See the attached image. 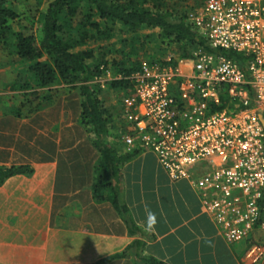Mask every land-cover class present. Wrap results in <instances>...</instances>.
Masks as SVG:
<instances>
[{"label": "crops", "instance_id": "obj_1", "mask_svg": "<svg viewBox=\"0 0 264 264\" xmlns=\"http://www.w3.org/2000/svg\"><path fill=\"white\" fill-rule=\"evenodd\" d=\"M48 108L26 116L0 109V166L32 169L0 184V264H148L149 257L164 264H264V256H246L252 244L264 249V230L226 243L190 183L171 181L149 151H136L118 168L123 216L110 201L96 200L99 153L79 108L75 123L64 126L47 117ZM106 141L128 152L119 138ZM148 211L156 216L152 230Z\"/></svg>", "mask_w": 264, "mask_h": 264}, {"label": "built area", "instance_id": "obj_2", "mask_svg": "<svg viewBox=\"0 0 264 264\" xmlns=\"http://www.w3.org/2000/svg\"><path fill=\"white\" fill-rule=\"evenodd\" d=\"M189 21L208 49L141 63L121 99L119 139L153 153L171 181L187 180L233 244L264 230V0H204ZM221 87L229 101L210 111ZM246 256L257 261L264 249L252 244Z\"/></svg>", "mask_w": 264, "mask_h": 264}, {"label": "trees", "instance_id": "obj_3", "mask_svg": "<svg viewBox=\"0 0 264 264\" xmlns=\"http://www.w3.org/2000/svg\"><path fill=\"white\" fill-rule=\"evenodd\" d=\"M178 2L179 0H51L41 14L38 30L34 35L12 29V22L18 16L15 5L12 0H0V43L9 47L10 53L17 57V67L22 69L9 87L26 95L28 90L57 84L77 91L80 124L91 135L92 144L99 153L96 176L91 187L93 197L98 201H110L122 216L126 210L117 199L114 182L119 166L138 149L119 154L106 141L113 127V119L104 105L102 95L105 89L127 93L134 84L132 76L139 71L143 61L130 59V53H137L135 45H131L130 53L124 50L130 44L128 42H131L128 35L116 40L120 45L117 49L114 48L116 41L111 39L119 31L114 25L119 23V29L122 30L119 32L123 35L130 34L132 40L140 37L138 32L142 29L151 30L152 36L157 32L162 40L176 46L175 53L179 57L188 56L198 47L208 49L204 38L193 29L189 21V15L196 6H189L187 9L186 4L177 6ZM94 51H98V58ZM112 52H118L119 58L110 56ZM226 56L239 63L245 60L244 56L236 53L229 52ZM154 62L164 64L166 60L156 59ZM108 72L110 77L107 76ZM228 101L229 98L221 87L218 103L209 101V110L225 108ZM41 108L42 106H35L30 110L37 111ZM11 109L15 115L22 116L20 108ZM31 173L29 165L0 166V184L11 176ZM122 255L123 253L112 255L102 261ZM146 262L164 264L150 257L146 258Z\"/></svg>", "mask_w": 264, "mask_h": 264}, {"label": "rangeland", "instance_id": "obj_4", "mask_svg": "<svg viewBox=\"0 0 264 264\" xmlns=\"http://www.w3.org/2000/svg\"><path fill=\"white\" fill-rule=\"evenodd\" d=\"M51 0H12L15 8L17 10L18 16L12 22V29L14 31H22L24 34H36L39 27V20L41 14L46 10L48 3ZM204 0H179V7L187 5L196 6L195 8L202 5ZM120 24H115V29H119ZM116 32L111 41H116L120 37H125L128 35V39L131 42L125 47L126 53H130L131 45L137 48L136 54H129L130 59L141 61H155L156 59H165L166 57L178 56L176 51V46L173 43H167L166 40H162L157 32L155 35H151V30L142 29L138 32V39L132 40L130 34H122ZM147 37H144L146 36ZM126 37V38H127ZM142 43V44H141ZM116 48L119 47L120 43L116 41ZM93 46V45H91ZM96 58H98V51H94ZM107 55V54H106ZM108 56V55H107ZM110 56H116L119 58V53L110 54ZM100 58V57H99ZM17 57L10 53L9 47L0 43V109L2 107L7 108H20L21 115L26 116L30 113L37 112L31 111L35 106H42V108H48V118L51 120L64 121L60 124L75 123L73 119L75 114L78 112V94L76 90L68 89L67 86L63 84L53 85L48 88H34L32 90L26 91L27 95L14 91L9 87V84L16 78L18 71L22 69L16 64ZM110 77V72L107 74ZM47 91V92H46ZM130 92L127 93L123 91H114L111 89H105V93L102 95L104 105L109 109L112 115L113 127L110 129L107 138H119L123 131L126 129L125 122V110L121 104V99ZM30 93V94H29ZM22 104V105H21ZM70 132H76V130H71ZM115 136V137H114Z\"/></svg>", "mask_w": 264, "mask_h": 264}, {"label": "clouds", "instance_id": "obj_5", "mask_svg": "<svg viewBox=\"0 0 264 264\" xmlns=\"http://www.w3.org/2000/svg\"><path fill=\"white\" fill-rule=\"evenodd\" d=\"M156 224V216L151 211L147 212V229L152 230L153 226Z\"/></svg>", "mask_w": 264, "mask_h": 264}]
</instances>
